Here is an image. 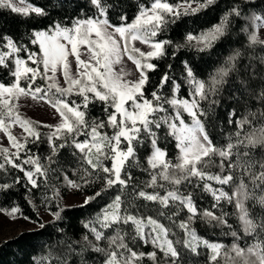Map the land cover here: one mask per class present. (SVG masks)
<instances>
[{"label": "snow or ice", "instance_id": "obj_1", "mask_svg": "<svg viewBox=\"0 0 264 264\" xmlns=\"http://www.w3.org/2000/svg\"><path fill=\"white\" fill-rule=\"evenodd\" d=\"M130 7L124 0H0V12L28 23L23 36L0 28V69L9 77L0 78V133L8 142L0 143V205H8L0 206V214L29 220L23 205L35 210L38 199L50 215L48 223L37 216L38 226L51 228L48 236L57 238L45 242L32 264H90L91 253L102 257L91 264H186V257H198L201 250H207L206 264H220L225 245L198 234L201 223L229 229L233 261L264 264V155L258 159L254 154L258 149L264 153V0H231L217 23L187 32L182 43L161 37L183 18L218 7V0L137 3L129 22ZM110 16L118 19L112 22ZM234 35L244 39L210 83L197 77L192 59H184L180 74H171L169 63L149 87V73L158 69L153 61L207 54ZM137 41L148 50L135 46ZM123 55L134 63L136 79H126L131 73L123 67L113 71ZM69 57H74V74ZM165 87L170 96L162 94ZM183 87L186 96H180ZM224 91L231 100L224 123L235 131L218 146L212 129L215 110L226 102ZM21 97L45 101L59 122L42 125L21 116ZM97 103L104 118L89 120V105ZM17 125L19 135L12 130ZM41 127L48 132L41 133ZM169 138L175 142V162L168 158ZM42 144L48 152L43 157ZM65 152L67 160L62 159ZM214 157L217 170H205ZM133 170L147 179L138 181ZM54 181L74 190L91 188L81 207L111 189L118 192L81 221L85 232L72 239L64 227L66 210L58 203L61 188ZM229 185L234 186L231 193L224 190ZM201 193L211 196L210 208L198 206ZM122 197L133 211L122 210ZM137 200L144 207L155 205L156 215L142 214L132 203ZM222 201L233 206L239 230H232ZM249 202L259 206L260 215ZM128 226L131 233L123 230ZM109 231L113 234L106 235ZM129 241L151 250H134Z\"/></svg>", "mask_w": 264, "mask_h": 264}, {"label": "trees", "instance_id": "obj_2", "mask_svg": "<svg viewBox=\"0 0 264 264\" xmlns=\"http://www.w3.org/2000/svg\"><path fill=\"white\" fill-rule=\"evenodd\" d=\"M35 2V0H32ZM40 2H45V0H40ZM150 0H124L125 7H130L128 11L129 15V22L131 18L134 16V8L137 3H149ZM170 2L175 3L176 0H170ZM231 0H218V7H214L213 9L205 12L200 13L195 16H189L183 18L182 22H179L178 25H173L169 28L168 32L164 33L161 38H168L173 40L174 42H183L184 35L187 32H198L201 30H205L211 27L213 24L218 22L219 15L222 13V10L226 9L227 6L230 4ZM259 3V0H257ZM63 14V13H61ZM55 15V14H54ZM68 16L72 15L71 10L69 9ZM57 19L60 16H56ZM118 17L110 16V20L115 22ZM0 28H3L5 31H11L12 33L23 36L28 29V23L22 21V18L18 15L11 14L7 11L0 12ZM244 38L242 36H230L221 41H219L216 46L207 54L199 55V54H187L181 53L178 54L176 59H169L165 58L160 61H153L158 64V69L156 71L149 73L150 85L154 86L159 81L161 75L167 70V65L171 63L173 68L171 70V74L177 75L180 74L181 69V60L184 59H192L194 61L193 67L196 75L200 79H204L206 83H210V76L218 69L225 58L231 53V51L235 48L240 47V41ZM26 42V39H25ZM33 51H37L35 46L32 47ZM171 51V49L169 50ZM0 78L2 79H9L7 77L5 71L0 69ZM162 94L165 96H170L171 93L167 87L162 90ZM146 95L148 93L146 92ZM187 95V88L183 87L180 92V96ZM222 97L225 98L226 102L222 103L220 107H218L216 112V126L212 129V135L214 139V143L218 146H222L226 141L227 137L231 135L235 128L234 126H227L224 123L225 111L230 106V97L227 91L222 93ZM150 98V97H149ZM72 99H78L77 97H72ZM111 110V109H110ZM87 118L89 120L93 118L103 119V106L101 104L89 105ZM185 121L186 123H190V118L187 117L185 114ZM259 126V125H257ZM106 131L111 134V129H105ZM41 133H47L48 129L41 127L39 129ZM167 151L169 153V159H172L175 162V156L177 154V150L175 149V142L171 138H169L166 142ZM35 150V149H34ZM40 154L41 156H46L48 154L46 144H42L40 146ZM257 158L259 159L264 153H261L260 150H256L254 153ZM142 155V163H143V150L141 149ZM69 154L67 152L63 153V160H67ZM218 163V157L213 158V162L208 166L207 171L215 172L217 169L215 165ZM65 167H71V165H64ZM133 175L136 177L138 181H144L147 177L139 170H133ZM70 178H75L74 176ZM57 187L61 188V199L59 200V204L61 207L65 208V215H64V227L68 237L72 239H79V237L84 234L85 230L82 227L81 221L86 220L94 216V214L99 211V209L106 203L110 202L113 198L114 194L118 192L117 189H111L105 195L103 199H98L94 201L91 206H84L81 205H69L66 206L63 204V198L71 193L74 189L62 187V181H54ZM215 186V185H214ZM183 188V186H181ZM234 186H224V190L231 193V190ZM191 190V189H189ZM127 191V190H126ZM76 192L90 195L92 193V189H84L82 191L76 190ZM125 200V204L122 206V210L124 207H128L130 211L133 209L129 206V201L126 197H122ZM36 209L33 210L29 208L27 205H23L25 208V213L30 217L29 220L37 222V216H39L40 211H46L44 207L40 204V201L37 199L36 201ZM135 204V207L140 209L142 214H149V215H156L152 209L156 206L152 204H148L147 207H144V201H134L132 202ZM212 203L211 196L209 194L201 193L200 199L198 201V206L201 209L210 208ZM223 209L228 212L230 215L228 217V223L232 225V230H239L238 229V221L232 213H234V208L231 205H228L226 202L222 201ZM250 210L254 208L257 215H260L259 206H253L251 202H249ZM7 207L8 205H0ZM167 214V212H166ZM219 214V213H217ZM40 218V216H39ZM41 219V218H40ZM50 221V220H49ZM49 221H44L48 223ZM131 233L130 226L123 229ZM198 234L202 235L204 238L209 239L210 241H216L223 243L225 245V249L222 251V256L220 259V264H240L239 260L233 261L231 259L232 253L228 252V249L231 248V244L233 242L232 237L226 233L229 232V229L223 225L211 226L201 223L197 229ZM43 232L44 235H38V233ZM52 232L51 228L41 230L39 226L34 229H27L23 230L17 235L3 240L0 242V264H32V260L34 257L43 254L41 249L42 246L45 244L46 241H51L56 239L57 237H49L48 233ZM113 234L111 231L106 232V235ZM177 235H181L179 231H177ZM59 239H63L64 237H58ZM7 242V243H6ZM250 242V241H249ZM130 246L134 247V250L137 251H149L151 250V246H143L138 241L133 245L130 241ZM243 247L244 245L241 244ZM228 252V255L225 256L224 253ZM207 250H201V253L198 257L189 255L186 257V264H206V257ZM101 255L96 253H91L89 256L90 264L92 261H100ZM147 264V262H146Z\"/></svg>", "mask_w": 264, "mask_h": 264}, {"label": "rangeland", "instance_id": "obj_3", "mask_svg": "<svg viewBox=\"0 0 264 264\" xmlns=\"http://www.w3.org/2000/svg\"><path fill=\"white\" fill-rule=\"evenodd\" d=\"M135 46L140 47L142 50L147 51V46L141 45L138 41L135 42ZM86 58V57H82ZM69 60L72 61V71L75 73V63L74 57H69ZM124 68L126 72H130L131 75L127 76L126 79L132 80L136 79L138 76V72L134 63L127 59V55L122 56L121 64H114L113 71L120 72L121 68ZM61 86H66L63 80L62 75L57 73ZM19 112L21 116L25 118H29L33 121H37L40 124H56L59 122L58 114L54 109L50 107L45 101H37L33 100L31 97H21L19 102ZM13 133L19 135L22 132V129L19 126H15L13 129ZM0 143L4 146H8V142L6 137H4L3 133H0ZM84 194L76 192L73 190L67 196L63 198V204L66 206L69 205H81L83 204ZM39 216L43 221L51 220L50 215L47 211H40ZM38 227V223H35L31 220H25L23 218L12 220L4 214H0V242L6 239H9L23 230L34 229Z\"/></svg>", "mask_w": 264, "mask_h": 264}]
</instances>
